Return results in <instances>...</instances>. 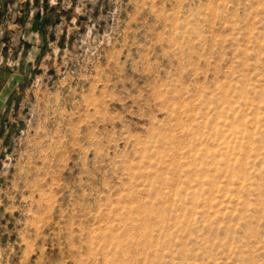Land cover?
I'll return each mask as SVG.
<instances>
[{"label": "rangeland", "instance_id": "rangeland-1", "mask_svg": "<svg viewBox=\"0 0 264 264\" xmlns=\"http://www.w3.org/2000/svg\"><path fill=\"white\" fill-rule=\"evenodd\" d=\"M0 264H264V0H0Z\"/></svg>", "mask_w": 264, "mask_h": 264}]
</instances>
